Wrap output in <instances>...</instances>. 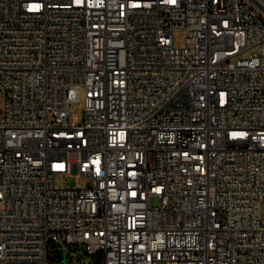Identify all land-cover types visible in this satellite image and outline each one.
<instances>
[{
	"label": "built area",
	"instance_id": "built-area-1",
	"mask_svg": "<svg viewBox=\"0 0 264 264\" xmlns=\"http://www.w3.org/2000/svg\"><path fill=\"white\" fill-rule=\"evenodd\" d=\"M262 199L264 0H0V264H264Z\"/></svg>",
	"mask_w": 264,
	"mask_h": 264
},
{
	"label": "rangeland",
	"instance_id": "rangeland-1",
	"mask_svg": "<svg viewBox=\"0 0 264 264\" xmlns=\"http://www.w3.org/2000/svg\"><path fill=\"white\" fill-rule=\"evenodd\" d=\"M186 33L182 28H178L173 33V46L174 47H183L185 44ZM75 113L79 116L80 121L83 119V103L77 102L74 106ZM55 185L59 187H81L83 184L78 177H70L68 180L62 177L55 178ZM156 201H153L152 204H155ZM260 217L264 220V199L260 203ZM62 260H70L71 264H96V260L93 256L85 254L80 248H74L70 245L62 246ZM61 262L57 259L53 260V264H60Z\"/></svg>",
	"mask_w": 264,
	"mask_h": 264
}]
</instances>
